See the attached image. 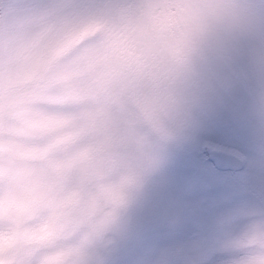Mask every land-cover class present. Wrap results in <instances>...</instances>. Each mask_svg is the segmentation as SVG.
Segmentation results:
<instances>
[{"label": "clouds", "instance_id": "1", "mask_svg": "<svg viewBox=\"0 0 264 264\" xmlns=\"http://www.w3.org/2000/svg\"><path fill=\"white\" fill-rule=\"evenodd\" d=\"M242 81L264 128V0H0V264H116ZM217 251L264 264V213Z\"/></svg>", "mask_w": 264, "mask_h": 264}, {"label": "rangeland", "instance_id": "2", "mask_svg": "<svg viewBox=\"0 0 264 264\" xmlns=\"http://www.w3.org/2000/svg\"><path fill=\"white\" fill-rule=\"evenodd\" d=\"M251 113V84L242 81L201 118L192 140L170 150L116 264H224L219 242L264 213V128ZM214 149L241 154L245 167L221 169Z\"/></svg>", "mask_w": 264, "mask_h": 264}, {"label": "water", "instance_id": "3", "mask_svg": "<svg viewBox=\"0 0 264 264\" xmlns=\"http://www.w3.org/2000/svg\"><path fill=\"white\" fill-rule=\"evenodd\" d=\"M211 156L216 165L222 167L224 170L238 171L245 166L244 158L239 155H221L215 152Z\"/></svg>", "mask_w": 264, "mask_h": 264}]
</instances>
